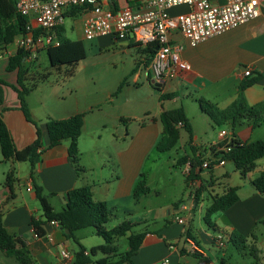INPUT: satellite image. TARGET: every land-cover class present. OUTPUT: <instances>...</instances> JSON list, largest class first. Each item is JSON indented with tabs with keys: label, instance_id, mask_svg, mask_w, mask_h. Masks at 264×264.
I'll return each mask as SVG.
<instances>
[{
	"label": "crops",
	"instance_id": "1",
	"mask_svg": "<svg viewBox=\"0 0 264 264\" xmlns=\"http://www.w3.org/2000/svg\"><path fill=\"white\" fill-rule=\"evenodd\" d=\"M170 37L172 42L184 44L181 57L189 64L190 70L177 77L162 81L160 86L161 95L157 97V105L154 104L155 106H152L151 109L150 107L143 108L142 113H145L151 123L159 120L162 111L180 106L190 124L192 135L189 143L188 133L183 128H180L178 141L181 138L183 139L181 143L182 156L192 157L199 154V147L202 145L197 142L198 135L194 132L192 116L190 117L187 114L186 108L181 104V90L187 92L186 95L192 96L193 91L195 93V91L202 92L210 89L208 91L209 94L207 92L202 95L204 97L207 95L218 97L217 102L206 100L222 109L235 99L237 86L245 77L259 74V78L253 84L247 86L243 94L248 105L264 103V4L260 7L256 17L220 34L210 36L194 46L188 45L179 33H173ZM95 39L98 40L100 45L125 42L128 47L135 48L142 53L144 58H140L135 62L137 63L135 70L131 73L134 75V80L137 79L140 74L136 70L142 65L151 83L152 78L148 71L149 61L145 63V51L149 48L152 49L151 47L137 46L132 39L112 40L108 36H101ZM16 40L17 37L7 45L0 46V118L10 133L14 147L20 150L34 141L36 128L30 121L26 120L20 109V102L14 89L17 86V69L7 68L8 58L14 55L17 49ZM247 69L250 73L249 75H244L243 71ZM51 88V91H46V96H43L39 102H30L29 94L26 95L28 99L25 97L31 117L38 123L40 128L41 146L37 149L32 165L29 163L30 167L28 170L22 163L24 161H14L11 158L5 159L1 156L3 164L5 166L8 164V168L2 171L0 178V211L4 227L8 232L18 236L24 242L32 257V264H71L75 246L71 244V240L64 236L57 225L46 223L44 225L45 235L42 237H37L32 230L29 223L30 218L32 216L40 218L42 213L39 201L34 193V184L36 183L42 187L47 201L54 210H60L66 205V193L69 189L88 185L91 188L92 197L107 204L110 219L112 209L117 208V206L121 207L120 209L123 212L129 210L120 205L122 199L131 197L133 200H138V195H133V189L137 184L136 182L139 181V167L135 161L134 154L129 155V153L119 151L117 153V168H125L122 171L123 177L115 171H109L108 179L102 178L103 180L93 182L88 179L87 175L82 176L83 173L81 175L77 173L68 160V140H62L56 145L48 146L46 121L48 119H61L74 114H82V126L92 125V122L95 121L102 124L104 121L99 114L103 111L95 106L97 104H92V93L80 98L75 90L67 93L63 88H59L57 84H53ZM162 95L168 96L162 97ZM109 96H112V94H109ZM203 96L198 98L204 99ZM50 98L52 99L51 102ZM108 101H112V99L109 98ZM178 101L180 104L175 105ZM92 114H96L93 119ZM200 114V117L207 116L202 111H200ZM207 118L209 119L208 116ZM210 122L212 121L210 120ZM244 127L237 134L230 130L228 132L229 136L234 134L241 141L263 139L259 136L255 127H251L247 123ZM182 129L185 132L184 137L181 134ZM218 132L216 139L211 140L210 145L220 141ZM81 134L82 128L77 140V147H79ZM188 151L190 152L188 153ZM78 154L81 166L86 171L89 170L90 166L84 162V153L78 149ZM128 163H130L131 167H129ZM175 163L178 164L177 161ZM225 164L226 162L222 165H216L213 170ZM181 165L184 167L185 177L188 173V164ZM203 170L208 171L207 169ZM203 170L199 173V177H201ZM261 171H264V156L256 160L254 168L246 174V182L244 184L230 185L225 183L224 185L227 186L238 187L236 191L238 199L224 211L214 213L211 219L220 230H234L247 237V240H250V234L254 235L253 241L258 249L257 260L260 264H264V194L258 193L251 184V179L256 177ZM6 176H8L7 179ZM228 176V171L216 177H212L210 173L206 182H211V180H215L216 183L221 182ZM103 184L106 185L104 186ZM197 184L198 179H193L187 185L195 187ZM27 187H30V190H27ZM99 192L101 194L105 193L104 196H100ZM194 192H191V202L188 205L189 212L193 209V202L198 201L194 198ZM179 205L180 201L172 204V213L170 217L166 218L162 229H159L158 232L145 231L137 253L132 256L130 263L124 264H190L186 257L193 258L196 264H225L223 249H225L227 243L225 241L226 236H222L221 233L215 231L210 234L204 233L210 238L213 247L222 249L219 250L222 252L218 255L209 254L193 238L189 227L185 228V225L175 221L174 217ZM188 211L185 223L189 220L190 214ZM106 229L109 228L106 227ZM187 230L189 231L187 232ZM127 234L125 235L126 246L124 251L128 249ZM216 235L222 239L223 245L221 247H218L213 242V237ZM77 238L80 242L81 238L79 236ZM115 241V249L118 252L117 238ZM99 244L102 243L96 245ZM84 249L87 253V249L85 247ZM62 250H67L71 254L72 259L70 261L62 258L60 255Z\"/></svg>",
	"mask_w": 264,
	"mask_h": 264
},
{
	"label": "rangeland",
	"instance_id": "2",
	"mask_svg": "<svg viewBox=\"0 0 264 264\" xmlns=\"http://www.w3.org/2000/svg\"><path fill=\"white\" fill-rule=\"evenodd\" d=\"M185 10V6H175L169 12L175 14ZM83 19L84 17L80 13L66 15L63 19L62 29L66 38L82 42L85 57L75 64L63 65L61 70L58 71L50 65L45 47H33V53L22 65L29 72H48L47 80L38 83L26 95L29 94L30 102H39L43 96H46V91H51L53 84H57L59 88H63L67 93L75 90L80 98L92 93V104H97L95 106L102 109L103 112L99 115L104 123L99 124L95 121L92 122V125L82 126L78 149L84 153V162L90 166V169L87 171L84 169L80 175L82 173V176L87 175L88 179L93 182L104 178L108 179L109 171H115L122 176V171L125 168H117V153L122 151L129 153V155L134 154L139 167L138 180H143L147 190L138 193L137 201L131 197L122 199L120 205L129 210L123 212L120 209L121 207L116 205L117 208L112 209L106 227L112 228L123 220H128L134 224L131 229L133 232H158L159 229L163 228L166 218L170 217L172 204L180 201V204L188 206L191 202V194L196 187L185 183L184 167L175 163L176 158L183 155L181 147L183 139L181 138L168 151H157L156 144L161 137V124L159 120L150 123L145 113H142V109L146 107L151 109L152 106L157 105V97L161 95V88L152 86L142 65L136 70L140 74L137 79L134 80V75L131 73L135 62L140 58H144L143 54L135 48L128 47L125 42L100 45L96 39L83 38L81 31ZM25 84L27 85V81ZM209 90L195 91V93L193 91L192 96L186 95L187 92L180 91L181 104L186 108L187 114L190 117L192 116L194 120V132L198 135L197 142L202 145L199 150L203 156H207L208 146L211 140L216 139L219 130L225 129L228 132L232 130L237 134L246 125L245 122L235 123L234 125L230 122L216 124L210 122L207 116L200 117L201 110H199L198 104L200 98L198 97L203 96L202 94L207 93ZM109 94H112V96H109ZM26 95L25 97L28 99ZM109 98L112 101H108ZM203 98L211 102H217L216 100H218L215 95H207ZM179 104L178 101L175 105ZM134 114L135 116H133ZM95 115L92 114V119ZM255 129L258 131L259 136L264 139V122ZM181 134L184 137L185 132L183 129ZM1 156L0 153V178L2 171L8 168V164L7 166L3 164ZM22 163L28 170L30 167L29 162L24 161ZM78 163L80 164V160ZM128 165L131 167L130 163ZM225 171L229 173L227 178L217 182L212 187L207 188L206 186L200 199L192 201L193 209L190 212L188 211L190 214L189 220L182 224L185 225V228H190L193 238L212 255H218L222 252L219 250L222 249L213 247L210 238L204 234L214 233V230L203 221L205 209L211 201L209 192L212 194L221 193L225 183L232 185L246 182V179L234 169L231 161H226L224 166L215 168L211 175L212 177L220 176ZM14 173L16 174V172ZM209 174L206 170L202 171L201 179L203 182L208 180ZM104 194L99 192L100 196H104ZM178 214H181L180 211L176 212V215ZM75 234L81 238L80 242L87 251L91 246L103 243L102 237L95 233L93 227L81 228ZM117 241L118 252H123L126 246L125 235L117 237ZM71 244L75 246L72 240ZM223 252L225 254V264H260L257 259L249 254L247 249L238 250L230 242L226 243ZM101 256L102 253L99 251L94 255H90L91 261L89 264H96V259ZM186 260L190 264H196L191 257H186ZM0 264L17 263L13 257L0 252Z\"/></svg>",
	"mask_w": 264,
	"mask_h": 264
},
{
	"label": "trees",
	"instance_id": "3",
	"mask_svg": "<svg viewBox=\"0 0 264 264\" xmlns=\"http://www.w3.org/2000/svg\"><path fill=\"white\" fill-rule=\"evenodd\" d=\"M81 9V7L74 6L67 10L65 15H75L82 12ZM27 21V17L20 15L16 11L15 0H0V46H5L12 42L15 37L25 34ZM37 31L33 30V33L36 34ZM53 33L58 44L45 47L51 66L60 71L63 65L75 64L78 60L85 57V49L82 42L66 38L63 35L62 25L57 26ZM136 45L139 46V44ZM149 49L145 51V63L150 60L154 52V50ZM31 50L32 47L17 48L15 54L8 58L7 68L17 69V86L14 89L20 102V109L26 120L30 121L36 128V138L24 148L20 150L16 149L5 123L0 118V153L5 159L11 158L14 161H28L32 165L33 158L37 154V149L41 146V132L38 123L31 117L25 95L30 90H33L38 83L46 81L48 72H29L22 65L30 56ZM136 64L132 68V72H134ZM258 78L259 74L245 77L237 86L235 99L225 108L220 109L214 103L200 98L198 100L200 110L216 124L230 122L234 125L235 123L241 124L245 122L251 127L260 125L264 122V103L248 105L243 94L244 89L253 84ZM26 81L27 85L25 84ZM165 96L168 95H162V97ZM159 120L161 124V137L156 144L157 151L165 152L172 149L180 138V128H183L188 133V141L190 143L192 135L191 127L180 106L162 111ZM82 122V114H74L61 119H48L46 121L48 146L56 145L62 140H68V160L77 173L84 171V168L78 163L79 154L77 147ZM223 144L222 142L211 144L208 147L207 156H203L199 151V154L196 156L188 157L184 155L176 160L178 164L188 162V173L185 176L186 184L190 180L198 179L194 192L196 200H199L206 186L208 188L217 184L215 180L203 182L201 177H199V173L204 169L202 163L205 160L208 162L205 169L210 173H212L213 168L219 160H224V163L231 161L234 169L245 178L246 174L254 168L256 160L264 156V139L241 141L233 134L230 139L229 151L220 150L219 147ZM7 178L8 176H6ZM251 184L258 193L264 194V171H261L256 177L251 179ZM33 189L42 212L40 218H36L35 216L30 218L29 223L33 232L37 237H42L45 235L44 225L51 221H56L58 228L64 236L75 244L71 264H89L91 261L90 255H94L98 251L102 253V256L96 259V264H124L131 262L132 256L140 248L145 231L133 232L131 229L134 224L128 220H123L112 228L106 229L105 224L109 219L108 206L104 201L95 200L92 197L90 186L82 185L69 189L66 193V205L60 210L53 209L40 185L35 183ZM237 189L238 187L236 186L223 185L221 193L212 194L209 192L211 201L205 209L203 221L215 232L221 233L222 236L225 235L226 242L232 243L238 250L247 249L249 254L257 259L258 249L253 241L254 235L250 234V240H247V237L242 236L234 230H220L211 219L214 213L224 211L238 199ZM146 190L147 187L144 185L143 180H140L133 189V195L137 196L138 193L145 192ZM85 227H93L95 233L103 239L102 244L91 247L87 253L75 234L77 230ZM126 234L128 249L124 252H117L115 249V239ZM217 237V235L213 237L214 243ZM0 252L13 257L17 264L33 263L24 242L18 236L8 232L4 227L1 211Z\"/></svg>",
	"mask_w": 264,
	"mask_h": 264
},
{
	"label": "built area",
	"instance_id": "4",
	"mask_svg": "<svg viewBox=\"0 0 264 264\" xmlns=\"http://www.w3.org/2000/svg\"><path fill=\"white\" fill-rule=\"evenodd\" d=\"M263 4L264 0H15L16 11L28 19L26 33L17 36L16 48L32 47L33 53V47L57 45L55 28L62 25L67 10L81 7L83 38L132 39L140 47H151L154 52L148 71L154 81H164L190 70L181 57L184 44L172 42L171 34L179 33L188 45L194 46L256 17ZM175 6H185L186 10L171 14L169 11ZM33 30L38 31L34 34ZM249 73L248 69L243 71L244 75ZM218 137L224 143L220 150L229 151L228 131L219 130ZM223 163L219 160L217 165ZM207 165L205 160L202 167ZM188 209L185 204L179 205L181 214L174 217L177 223H185ZM50 223L57 225L56 221ZM215 243L218 247L223 245L220 237ZM60 255L67 261L72 259L67 250Z\"/></svg>",
	"mask_w": 264,
	"mask_h": 264
},
{
	"label": "water",
	"instance_id": "5",
	"mask_svg": "<svg viewBox=\"0 0 264 264\" xmlns=\"http://www.w3.org/2000/svg\"><path fill=\"white\" fill-rule=\"evenodd\" d=\"M151 84L154 87H160L162 85V81H154L153 79L151 80Z\"/></svg>",
	"mask_w": 264,
	"mask_h": 264
}]
</instances>
